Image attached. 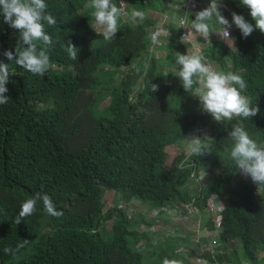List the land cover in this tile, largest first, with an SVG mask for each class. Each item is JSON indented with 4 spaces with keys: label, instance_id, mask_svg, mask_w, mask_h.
Returning <instances> with one entry per match:
<instances>
[{
    "label": "trees",
    "instance_id": "trees-1",
    "mask_svg": "<svg viewBox=\"0 0 264 264\" xmlns=\"http://www.w3.org/2000/svg\"><path fill=\"white\" fill-rule=\"evenodd\" d=\"M120 1L112 0L118 8ZM88 2L45 0L57 23L45 24L53 44L43 76L3 55L15 54L19 32L0 15V64L8 65L10 98L0 105V264H163L165 258L193 264L197 255L181 254L183 238L163 237L152 246L146 234L164 222L162 213L169 220L191 216L188 207L200 215L201 227L218 232L199 258L208 264H264V186L240 174L225 151L232 146L228 134L236 123L264 144V33L254 29L244 38L233 25L230 48L216 36L218 24L208 21L217 39L209 37L201 53L205 62L241 75L247 83L242 95L260 109L250 120L221 123L175 76L177 53L186 55L191 46L180 42L177 17L159 24L147 15L174 0H124L125 14L111 41L97 30ZM133 10L142 11L143 19L133 20ZM219 11L230 23L235 12L255 26L240 0H219ZM158 28L166 35L151 45L150 32ZM68 41L79 49L76 60L65 50ZM151 84L158 86L156 92ZM206 129L211 154L199 157L180 148L170 158L165 151ZM200 173L208 176L199 181ZM193 184H198L195 198L190 196ZM107 191L144 205L148 213L138 211L132 218L134 210L121 205L107 209ZM36 193L47 194L63 216L47 215L38 201L36 212L16 225L22 203ZM213 198L222 203L217 227L211 214L203 221ZM23 240L29 243L15 257L5 253Z\"/></svg>",
    "mask_w": 264,
    "mask_h": 264
},
{
    "label": "clouds",
    "instance_id": "clouds-1",
    "mask_svg": "<svg viewBox=\"0 0 264 264\" xmlns=\"http://www.w3.org/2000/svg\"><path fill=\"white\" fill-rule=\"evenodd\" d=\"M240 2L249 9L255 26L235 12L231 13L232 21L230 23L219 11V0H211V4L207 8L195 14L191 29L181 37V43L192 42L197 51L186 55L177 53L176 58L180 69L175 76L179 78L183 89L186 92H192L199 99L202 110L210 114L216 122L221 123L232 121L234 118H239L241 121L250 120L259 113L260 109L253 105L247 96L242 95V92L247 88V83L241 75L232 72L226 74L218 72L205 62L203 55L199 54V43L196 38L202 37L205 41L209 39L212 30L208 21H214L221 26V32L218 35L227 41H231L230 29L233 25L244 38L250 36L254 29L264 33V0H240ZM87 7L92 10L95 24L102 30L104 40L111 41L114 39L119 32V21L125 14L120 6L118 8L112 0H89ZM47 8L48 5L45 0H0V15L3 16V21L19 32L15 54L9 50L5 51L3 55L34 76H43L50 68L48 48L52 46L53 40L45 30V24L52 27L56 25L57 21L47 12ZM130 15L133 20L144 17V13L137 10H133ZM162 34L166 35L164 30L157 29L150 36L151 42L154 45L158 44ZM65 50L72 60L77 59L79 49L71 41L67 42ZM8 76V65L0 64V105L7 104L10 99L6 96ZM194 85H196L195 88ZM151 90L156 92L158 86L151 84ZM228 135L232 141V146L230 149L226 148L225 151L229 154L240 174L250 177L258 187L264 186V144H258L252 139L245 130L243 123L234 124ZM186 140L187 151L191 155L201 157L211 154V145L206 142L210 139L206 135L201 139L200 136L193 134ZM38 201H42L44 212L47 215L55 218L63 216V212L56 209L55 204L47 194L36 193L33 198L22 203L14 223L18 225L25 218L33 215L37 210ZM219 207H221L220 204ZM189 214L191 216L183 215L184 218L190 217V220H200L201 218L198 213L189 212ZM200 229L202 230L201 221ZM199 231L198 235H200ZM28 243L29 240H23L14 249L5 248L4 251L6 254L15 257ZM194 244L200 249L198 243L194 242ZM163 264H180V262L165 258ZM197 264H208V261L198 260Z\"/></svg>",
    "mask_w": 264,
    "mask_h": 264
},
{
    "label": "rangeland",
    "instance_id": "rangeland-1",
    "mask_svg": "<svg viewBox=\"0 0 264 264\" xmlns=\"http://www.w3.org/2000/svg\"><path fill=\"white\" fill-rule=\"evenodd\" d=\"M123 6H124V0H122L120 2V8L122 10H123ZM163 13H164L163 11L156 12L154 14L147 12V15H149L151 17H154V18H157L158 14H163ZM96 28H97L98 31L102 32V30L99 27L96 26ZM158 29H162V28H158ZM156 30H153L152 33H154ZM163 36H164V34H162L159 37V41H162ZM230 36H231V34H230ZM224 43H226L227 46H229L231 48L232 47V38H231V41L225 40ZM191 52H194V48L191 50ZM225 68L226 69L230 68L228 61H226V63H225ZM116 79H119V75L116 76ZM107 99H108V97H105L104 100L102 101L103 106L106 105ZM202 125H204V124H201V126ZM205 135L207 137L209 136V132L207 131V129L204 131L203 135L200 136V137H204ZM191 136H189V138ZM174 146L175 145H171V146H168V147L165 148V151H170L169 152L170 158H173L174 154L175 155L179 154L180 148H185L184 149L185 150V154L189 153L187 151V141H186V143L182 144L181 147L175 148ZM167 164H169V163L166 162V165ZM206 176H208V175L200 173L199 178H201V180H203V179H205L204 177H206ZM190 191H191L190 192L191 195L195 196L197 194V185L196 184L191 185L190 186ZM104 201H105V207L107 209H111L114 205L116 207L121 205V207H124V209H126L129 213L132 210H134V213L132 214L133 215L132 218H135V213H137L138 211H143L145 213H148V212H146V208H145L144 205H140L139 206V205H137V203H134V202H131V201L127 202V203L125 201L123 202L121 197L118 194L114 193L113 191H107L105 193ZM219 204H221V202L220 201H219V203L216 202V198H214V200L211 201L210 207H209L210 213L208 214V217L205 216L203 218V221H208L210 219V217H211L210 214L212 215V213L217 210L216 208L219 207ZM151 214H153V213H151ZM162 214L160 215V217L163 218V221H164L162 224L151 226L149 231H148V229H146V234L151 238V243L150 244L152 246H155L158 241H161V238L163 239V237L164 238H171V237H175V236L183 237V241H185V242L187 241V243H185L184 245L181 243L182 244L181 247H180V251L182 250L181 254L184 255V257L189 258V259H190L189 255H191V254L197 255V258L194 257L190 261L193 264H197L198 260H202L201 258L198 257V256H200L202 254V249L201 248L199 249L198 247L196 248L193 245V243L190 244L189 243V239H187L188 236L190 237V239L193 240V242H196L197 240L198 241L201 240V242H202V239H203V247H204L206 245L207 238L212 243L214 241L215 236L217 235V232H215V233H211V232L204 233L203 231L201 232L200 226L199 227H196V226L194 227V225L191 224L190 221H187L184 218V216L180 215V214L177 217H175V219L178 220V221H176V222L173 221L175 223V224L173 223V225H175L174 226L175 228L171 227L173 229L169 230L170 227H169L168 223L171 221V220H169L170 219V217L168 216L169 214L168 215H166L165 213H162ZM198 218H200V217H198ZM200 221H201V218H200ZM201 223H203V222H201ZM110 224H111V221H108L106 226L109 227ZM214 226H215V224H214ZM140 229H142V228H140ZM198 231H199L200 235H198ZM190 232H191V234H190ZM192 232H196V234L194 235ZM193 236H194V238H193ZM187 244H189V246ZM192 249H194V250H192ZM191 251H192V253H191Z\"/></svg>",
    "mask_w": 264,
    "mask_h": 264
},
{
    "label": "crops",
    "instance_id": "crops-1",
    "mask_svg": "<svg viewBox=\"0 0 264 264\" xmlns=\"http://www.w3.org/2000/svg\"><path fill=\"white\" fill-rule=\"evenodd\" d=\"M186 1L187 0H174V2H168V3H166L165 5V10H161V11H163L164 13L163 14H158V19H159V21H157L159 24H162V23H164V22H166L167 20H170L171 19V17H173V15L174 16H176L177 17V19H179V16H180V13H181V11L183 10V9H186V7H182L185 3H186ZM195 1V3L199 6V7H197L196 8V10H197V12H199V11H201V10H203V9H205V8H207L210 4H211V1L210 0H194ZM179 3V4H178ZM171 10V11H170ZM196 10H190V9H187V19H188V27H189V29H191V23H192V21H194L195 20V14L197 13L196 12ZM169 11H170V13H169ZM195 11V12H194ZM160 12V11H159ZM171 16V17H170ZM152 18H154V17H152ZM193 18V19H192ZM164 19H166V21H164ZM177 19H176V21H177ZM217 27H218V33L216 34V36H219L218 34L221 32V26L220 25H217ZM153 31V30H152ZM152 31L150 32V33H152ZM216 31H212V33H210V36L209 37H211L210 39H212V40H216L217 39V37L216 36H213L212 37V35H214L213 33H215ZM220 37V36H219ZM220 39H222V38H220ZM196 40H197V42L199 43V47H201V46H203V45H205L206 46V49L208 48V46H209V39L207 40V41H205L202 37H197L196 38ZM225 41V40H224ZM159 42H161V41H159ZM226 44V43H225ZM151 45H152V42H151ZM150 45V46H151ZM189 45H191L189 48H188V54L191 52V50L193 49V48H196L195 46H194V44L193 43H190ZM227 45V44H226ZM148 47V49L149 48H151V47ZM203 52H204V50L202 51V54H203ZM160 55V52H156L155 53V57H158ZM204 56V55H203ZM208 64H210L213 68H214V70H216V71H218L219 69H218V67L215 65V64H212V63H208ZM218 72H220V71H218ZM213 200H214V198H213ZM216 201H218L219 202V200H216ZM220 205H222V204H220ZM188 218H190V217H188ZM188 218H186V219H188ZM187 221H189V220H187ZM190 223L191 224H193L194 225V223H193V220H191L190 221ZM202 228V230H201V232L203 231L204 233H209L210 231H207V230H205V227H201ZM211 233H214V232H211ZM193 234L195 235L196 234V232H193ZM175 237H178V236H175ZM161 238V237H160ZM181 239L183 238V237H180ZM193 238H194V236H193ZM162 239V238H161ZM187 239H189V243L190 244H192L193 243V245H194V242H193V240L192 239H190V237L188 236V238ZM214 239H216V236H215V238ZM153 240V239H152ZM167 240V239H166ZM182 241H183V239H182ZM201 241V240H200ZM156 242V241H155ZM185 242V241H184ZM209 242V240H208V238H207V240H206V245H207V243ZM202 244H203V239H202V242H201ZM182 244H180L179 243V246H181ZM188 246H189V244H187ZM196 248H197V245L195 244L194 245ZM205 247V246H204ZM264 257V256H263Z\"/></svg>",
    "mask_w": 264,
    "mask_h": 264
},
{
    "label": "built area",
    "instance_id": "built-area-1",
    "mask_svg": "<svg viewBox=\"0 0 264 264\" xmlns=\"http://www.w3.org/2000/svg\"><path fill=\"white\" fill-rule=\"evenodd\" d=\"M182 7H186V9H183V10H182V15L179 17V19H178V21H177V26H178L179 29H181V35H180V38L190 30L189 27H188V19H187V15H188V14H187V9L192 10V9H195V8H197V7H199V6L195 3L194 0H187L186 3H185ZM164 21H166V19H164ZM230 32H232V28L230 29ZM187 43H191V42H187ZM187 43H185V44H187ZM205 49H206V46H205V45L199 47V48H198L199 54H201L202 51L205 50ZM195 51H197L196 48H194V52H195ZM192 53H193V52H192ZM174 149H175V148H174ZM199 176H200V175H199ZM199 176H198L196 179L200 181L201 178H199ZM196 185H197V191H198V184H196ZM190 196H191V198H195V197H197V194H196L195 196H192V195L190 194ZM216 209H217V210H216L217 212L215 211V212L212 213V217H213V221H214L215 227H217L218 222H219V215H217V214L219 213L221 207H217ZM188 211H189L190 213H195V214L197 213L194 207H188ZM176 217H177V216H176ZM187 218H188V217H187ZM187 220L191 221L189 218H188ZM173 221L176 222V221H178V220H176L175 217H174V218H171V221L168 223V225H169V227H170L169 230L175 228V227H174L175 225H173V223H174ZM193 223H194V225H195L196 227H199V226H200V220H199V219H194V220H193ZM174 224H175V223H174ZM171 227H173V228H171ZM196 243H198V246H199L200 248H202V251H203V249L206 248V247H203V244L200 243V241L197 240ZM240 264H242V263H240ZM243 264H244V263H243Z\"/></svg>",
    "mask_w": 264,
    "mask_h": 264
}]
</instances>
